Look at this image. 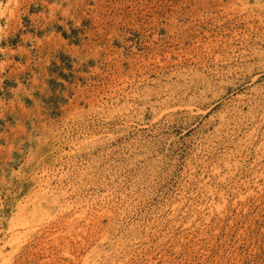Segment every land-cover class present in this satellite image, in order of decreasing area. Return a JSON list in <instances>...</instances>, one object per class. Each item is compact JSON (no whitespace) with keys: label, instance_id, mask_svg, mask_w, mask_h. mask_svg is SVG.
<instances>
[{"label":"rangeland","instance_id":"1","mask_svg":"<svg viewBox=\"0 0 264 264\" xmlns=\"http://www.w3.org/2000/svg\"><path fill=\"white\" fill-rule=\"evenodd\" d=\"M0 264H264V0H0Z\"/></svg>","mask_w":264,"mask_h":264},{"label":"bare ground","instance_id":"2","mask_svg":"<svg viewBox=\"0 0 264 264\" xmlns=\"http://www.w3.org/2000/svg\"><path fill=\"white\" fill-rule=\"evenodd\" d=\"M67 252V251H66ZM70 257V256H69ZM57 261V260H56ZM96 261V260H95ZM62 263V262H61ZM99 263V262H98ZM104 263V262H103Z\"/></svg>","mask_w":264,"mask_h":264}]
</instances>
